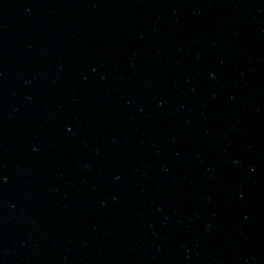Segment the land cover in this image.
I'll return each instance as SVG.
<instances>
[{
	"label": "water",
	"instance_id": "obj_1",
	"mask_svg": "<svg viewBox=\"0 0 264 264\" xmlns=\"http://www.w3.org/2000/svg\"><path fill=\"white\" fill-rule=\"evenodd\" d=\"M0 264H264V0H0Z\"/></svg>",
	"mask_w": 264,
	"mask_h": 264
}]
</instances>
